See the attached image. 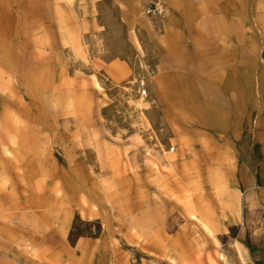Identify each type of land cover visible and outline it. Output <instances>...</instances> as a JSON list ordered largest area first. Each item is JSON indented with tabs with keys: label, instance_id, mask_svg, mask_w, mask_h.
Segmentation results:
<instances>
[{
	"label": "rangeland",
	"instance_id": "374dc122",
	"mask_svg": "<svg viewBox=\"0 0 264 264\" xmlns=\"http://www.w3.org/2000/svg\"><path fill=\"white\" fill-rule=\"evenodd\" d=\"M169 1L0 0V264H255L220 194L242 151L167 77Z\"/></svg>",
	"mask_w": 264,
	"mask_h": 264
},
{
	"label": "crops",
	"instance_id": "0c3cea01",
	"mask_svg": "<svg viewBox=\"0 0 264 264\" xmlns=\"http://www.w3.org/2000/svg\"><path fill=\"white\" fill-rule=\"evenodd\" d=\"M254 2L258 8L250 19L238 13V0H170L175 19L166 29L164 46L169 51L167 77L181 81L189 116L204 118L207 128L216 127L228 137L229 143L218 149L242 151L235 161L223 156L220 164L228 167L219 179L225 183L220 194L230 196L232 205L223 210L225 226L247 234L253 229L244 243L245 259L264 264V220L252 227V207L239 204L242 190L264 189V0ZM174 94L166 92L169 104H176L170 98ZM197 162L195 166L204 165Z\"/></svg>",
	"mask_w": 264,
	"mask_h": 264
},
{
	"label": "built area",
	"instance_id": "2783aa9c",
	"mask_svg": "<svg viewBox=\"0 0 264 264\" xmlns=\"http://www.w3.org/2000/svg\"><path fill=\"white\" fill-rule=\"evenodd\" d=\"M146 91L144 90L143 93H145Z\"/></svg>",
	"mask_w": 264,
	"mask_h": 264
}]
</instances>
